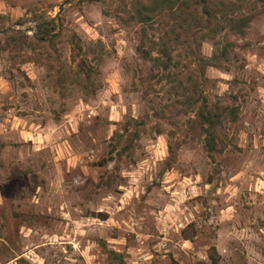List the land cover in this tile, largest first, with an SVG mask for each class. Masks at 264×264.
I'll use <instances>...</instances> for the list:
<instances>
[{"label":"rangeland","instance_id":"rangeland-1","mask_svg":"<svg viewBox=\"0 0 264 264\" xmlns=\"http://www.w3.org/2000/svg\"><path fill=\"white\" fill-rule=\"evenodd\" d=\"M131 3L0 0V264H264V13L204 70L226 106L209 152L193 111L158 115L184 97L138 56L157 55L158 34ZM44 22L50 43L1 49Z\"/></svg>","mask_w":264,"mask_h":264},{"label":"trees","instance_id":"trees-1","mask_svg":"<svg viewBox=\"0 0 264 264\" xmlns=\"http://www.w3.org/2000/svg\"><path fill=\"white\" fill-rule=\"evenodd\" d=\"M263 13L264 0H132L130 17L140 25V31L144 33L145 27H148L158 34L157 55L152 57L151 51L140 43L136 46L138 56L146 61L150 59L162 73V77L176 79L184 97L166 104L158 115L165 117L168 111L169 123L175 125L172 119L193 111L194 118H188L187 124L193 126L195 134L204 136L209 152L216 149L217 128L225 118L226 106L211 104L204 95L201 89L203 81H207L204 70L207 66L221 67L229 63V53L235 45L230 37L243 36L252 20ZM51 27L52 22H44L39 26L38 37L32 39L20 31L5 35L6 40L1 49L20 46L33 40L43 44L50 43L54 38H46ZM221 31H224L222 46L217 39V34ZM208 39L216 45V52L210 58L204 57L200 52L201 43ZM177 50L183 51L187 60L184 72L179 71L180 61L174 60L173 52ZM72 59L75 61V54ZM82 64L79 60V69ZM163 132V126L158 124L156 133ZM111 253L122 262L118 254L114 251ZM214 264L217 262L214 261Z\"/></svg>","mask_w":264,"mask_h":264},{"label":"water","instance_id":"water-1","mask_svg":"<svg viewBox=\"0 0 264 264\" xmlns=\"http://www.w3.org/2000/svg\"><path fill=\"white\" fill-rule=\"evenodd\" d=\"M6 30H1L0 33H4ZM52 37L56 36V33L51 34Z\"/></svg>","mask_w":264,"mask_h":264}]
</instances>
